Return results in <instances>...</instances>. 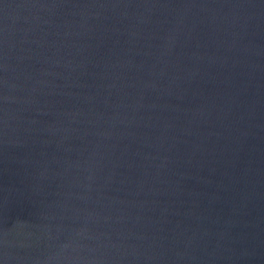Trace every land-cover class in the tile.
<instances>
[{
  "label": "water",
  "instance_id": "obj_1",
  "mask_svg": "<svg viewBox=\"0 0 264 264\" xmlns=\"http://www.w3.org/2000/svg\"><path fill=\"white\" fill-rule=\"evenodd\" d=\"M0 264H264V0H0Z\"/></svg>",
  "mask_w": 264,
  "mask_h": 264
}]
</instances>
